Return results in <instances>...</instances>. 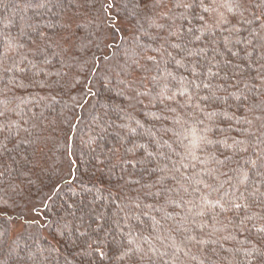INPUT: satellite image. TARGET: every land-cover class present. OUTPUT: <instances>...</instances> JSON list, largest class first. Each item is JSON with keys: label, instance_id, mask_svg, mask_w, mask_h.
<instances>
[{"label": "trees", "instance_id": "obj_1", "mask_svg": "<svg viewBox=\"0 0 264 264\" xmlns=\"http://www.w3.org/2000/svg\"><path fill=\"white\" fill-rule=\"evenodd\" d=\"M108 3L113 7L106 12ZM233 3L240 6L229 12L225 0H203L205 12L201 0H164L159 6L153 0H0V89H10L0 92V110L5 100L15 109L0 117V197L12 203L22 191V203L39 205L44 199L61 216L62 205L74 204L75 219L67 217L73 230L104 238L111 251L134 249L119 264H260L264 28L254 17L264 22V5L261 0ZM220 14L231 31L206 30L199 19L214 25ZM109 15L118 43L89 47L77 59L65 60L55 44L66 23L79 45L90 33L98 35L97 26L103 28ZM49 42L52 47L39 54L37 47ZM132 49L139 53L140 68L128 67L126 52ZM93 54L98 63L86 70L92 93L86 95L80 85L72 87V76L83 80L78 61ZM38 68L47 75L37 74ZM13 79L25 87H16ZM39 80L51 87L33 86ZM90 137L91 144L83 142ZM69 149L76 161L71 184ZM256 189V196L249 195ZM233 193H243L244 200L236 202L249 207L222 212L208 203L220 200L227 207ZM7 211L20 215L0 219V264H34L28 253L37 248L49 255L48 244L56 240L37 236L54 229L25 223L20 207ZM244 216L252 219L241 232L236 225ZM46 217L50 213L40 219ZM58 239L53 264H87L88 257Z\"/></svg>", "mask_w": 264, "mask_h": 264}, {"label": "snow or ice", "instance_id": "obj_2", "mask_svg": "<svg viewBox=\"0 0 264 264\" xmlns=\"http://www.w3.org/2000/svg\"><path fill=\"white\" fill-rule=\"evenodd\" d=\"M164 2V0H153V6H159ZM262 5H264V0H261ZM40 7L46 6L44 3H41L39 5ZM178 6V5H177ZM205 12L209 11V8L203 4V0H201L200 5ZM240 5L238 3H233V0H225L224 7L227 8L229 12H232L234 8H238ZM103 7V6H102ZM113 7L112 3H108L107 7L104 8V10L107 12L109 8ZM135 7H139V4L135 5ZM186 8L192 7V5H185ZM163 16H167V13H161ZM220 19L214 24L209 25L206 21H204L203 16H199V19L204 22L206 30H211L213 27L216 29L221 30L222 32L225 30L231 31V28H228L229 21L226 17L223 16V14H220ZM255 21L260 24L261 28H264V22L261 21L260 17H254ZM103 23V28H101L99 25L97 26V31L99 34L97 35V32L90 33L88 36L83 37L80 40L79 45L76 43L75 33L70 31L71 29V23H66L65 29H64V35L59 38V40L56 41L55 46L60 49V53L63 54L65 57V60H67L68 57H71L72 59L78 58L79 51L87 52L89 47H98L100 44H103L104 48H112L115 43H118L116 41L115 33L118 31V29L115 26V22L113 20V17L111 15L107 16ZM138 23V22H137ZM133 27H135L133 25ZM159 27H164L163 25H159ZM234 27V26H233ZM125 31H127V26L124 28ZM190 31V30H189ZM176 33L170 32L169 35H175ZM41 39L50 41V38L46 36L44 33H38ZM135 36V33H133ZM120 39H126L123 35H121ZM196 39H200V37H196ZM225 46L227 47L228 38L225 37ZM174 47H179V45H173ZM11 47V45H9ZM52 47L51 42L46 43L44 47H37V52L41 55L45 53L47 48ZM154 51H158V49H154ZM200 52H204L205 49L201 48L199 50ZM230 51V49H229ZM53 55H57V53L53 52ZM139 53L135 51V49H132L129 52H126V56L131 59L132 64L128 67H132V65H135L136 68H140V62L139 59H136ZM188 55H193L192 52H189ZM232 55H237V53H232ZM104 59H108L107 56L103 57ZM147 60H153L154 58L151 56L145 57ZM48 62V58L45 57L44 63ZM98 63L95 54H93L91 57L87 59H83L81 61H78L77 67L79 69L80 73H85L83 80H81L79 74H74L72 76V80L75 82L72 84V87H75L76 85H80L82 89L87 90L85 92L86 95H91L90 89H87V73L86 70H95L94 65ZM177 64L180 63V61L176 62ZM69 68L72 67L71 64L68 65ZM5 73L12 71V69L5 68ZM17 71L23 73L24 69L20 68L17 69ZM37 74H45V71L43 68L37 69ZM59 73H57L58 75ZM67 75V74H66ZM2 82V81H0ZM18 88H24L25 85L23 82H16L14 79L10 81ZM123 82V81H121ZM58 83V81H53V84ZM38 84L41 88H49L51 85H49L46 81L39 80L35 81L33 86ZM205 88H208V84H204ZM10 89L7 88V85L4 89H0V92H6ZM43 99V98H41ZM171 99V97H169ZM202 99H207V97H203ZM4 108L3 110H0V117H4L7 112L15 111L14 108H8L7 107V100L4 102ZM72 128H75L76 125H71ZM4 129V125L0 124V131ZM86 144H91L93 142V138H89L87 141H83ZM66 146L68 141L66 140ZM210 143V141H209ZM237 143H243L242 141H239ZM196 147H199V145H196ZM230 147V146H229ZM73 153L69 149L65 156L68 157V165H67V176L71 177L72 179L68 180V183L71 184L72 181L76 178L75 172L73 171V165H75L76 161L71 159V156ZM195 158V157H194ZM222 163V162H220ZM0 175H3V173H0ZM231 179V177H229ZM247 179V175H245L244 180H241L240 183L243 184L245 180ZM205 187H208V185H205ZM59 184H57L56 189L58 190ZM259 192V189H256L254 192L249 193L251 196H256ZM20 196V199L13 200L12 203H9L7 198L0 197V219L4 220H11L13 216L20 215V213L12 212L11 214L8 209H14L16 207H20L22 211L26 214L25 223L32 225L34 227H37L39 230H45L46 228H53V232L47 233V236H41L38 234V239H43L47 241L48 236H51L53 240H56V245H52L50 242L48 244V253L49 255H44V250L41 248H37L36 252H29L28 256L29 259L34 262V264H53V258L51 257V253H59L60 248L59 244L61 243L60 237L64 238V242L66 246H72L76 247L78 251L75 253L78 256H86L89 258V261L87 264H119L120 261L124 260L125 257H128L130 253H133L134 249L132 247L124 248L122 251L117 248L115 251H111L104 238L100 236H92L89 235V233L85 230L83 232L79 230H73L71 227L72 221L68 220L67 217L71 216L75 219L76 212L79 210L74 206V204H65L61 206V211L64 213L63 216H61L59 213L52 212L49 203L41 199L39 205L35 203H28L22 201L25 200V197L23 196V192L17 194ZM229 194L227 192L223 193V197H228ZM260 197H264V193H259ZM239 199L241 201L244 200V194L241 193L239 197L235 196V193H233L232 197H229L226 201L227 207L225 206V203H221L220 200H216L214 202H208L214 204V206H217L220 208V210L223 211H230L232 209L237 210V213H239L240 209H247L249 207V204L247 202H241L237 203L236 200ZM30 200V197L28 198ZM48 200H51V197H48ZM261 207H264V203H261ZM44 212L50 213V217H46L43 221L40 219V217L44 214ZM203 215V213H200ZM253 215H256L255 213ZM252 219V216H244L239 218V223L236 225V228L243 232L245 231L246 227V221ZM259 231L264 232V228L259 229ZM81 237H87L86 240H81ZM189 239H195V237H189ZM199 243H203V241H198ZM129 245L133 244L132 240L128 241ZM135 251H139V249H135ZM111 252V254H110ZM260 264H264V253H261L260 256Z\"/></svg>", "mask_w": 264, "mask_h": 264}]
</instances>
